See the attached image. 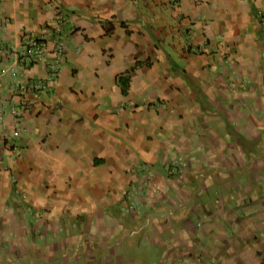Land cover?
I'll list each match as a JSON object with an SVG mask.
<instances>
[{
    "label": "crops",
    "instance_id": "1",
    "mask_svg": "<svg viewBox=\"0 0 264 264\" xmlns=\"http://www.w3.org/2000/svg\"><path fill=\"white\" fill-rule=\"evenodd\" d=\"M0 264H264V0H0Z\"/></svg>",
    "mask_w": 264,
    "mask_h": 264
},
{
    "label": "built area",
    "instance_id": "2",
    "mask_svg": "<svg viewBox=\"0 0 264 264\" xmlns=\"http://www.w3.org/2000/svg\"><path fill=\"white\" fill-rule=\"evenodd\" d=\"M58 53H61L60 49H58L57 51ZM60 59L58 56H54L51 60L50 66H49V71H48V76L47 79L49 81L52 82H57L58 76H59V71H60ZM31 88L33 90H42L43 89V84L41 83H37V84H33V85H28V86H19L18 89V98H19V105L20 107L26 105L28 106L27 103H29V101L24 100L23 95L26 93V91Z\"/></svg>",
    "mask_w": 264,
    "mask_h": 264
},
{
    "label": "trees",
    "instance_id": "3",
    "mask_svg": "<svg viewBox=\"0 0 264 264\" xmlns=\"http://www.w3.org/2000/svg\"><path fill=\"white\" fill-rule=\"evenodd\" d=\"M120 79L123 82V84L126 86L127 85V81H125L124 78L122 79V77H120Z\"/></svg>",
    "mask_w": 264,
    "mask_h": 264
}]
</instances>
